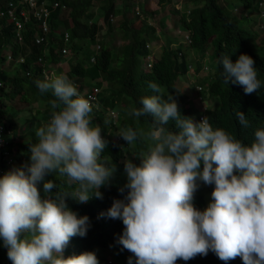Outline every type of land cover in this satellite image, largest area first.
<instances>
[{
	"label": "clouds",
	"instance_id": "clouds-1",
	"mask_svg": "<svg viewBox=\"0 0 264 264\" xmlns=\"http://www.w3.org/2000/svg\"><path fill=\"white\" fill-rule=\"evenodd\" d=\"M58 8L65 10L66 5L58 3ZM176 8L180 9L181 4ZM260 16L264 18V10ZM49 19L50 16L45 29L36 20L29 23L40 27L31 33L35 43L45 42V52L49 44L46 39L63 31L67 40L70 32L51 29ZM69 25L72 26L70 22ZM3 41L7 40L0 43ZM8 42L7 52H2L0 59L7 58L8 52L11 54ZM146 45L150 53L143 56L142 66L150 69L157 52L150 55L151 44ZM59 49L68 62L71 50L66 45ZM20 57L23 61L22 56L13 58L12 54L7 58L13 70L20 66ZM197 59L202 63V58ZM38 61L42 65L43 58L35 63ZM221 63L225 83L231 79L243 86L246 94L260 88L254 60L248 54L241 53L235 62L224 56ZM56 66L51 61L42 69L45 79L36 81L41 94L51 91L55 99L50 101L53 111L49 122L36 132L38 142L29 145L30 165L27 170L15 168L0 177V238L12 264H98L91 251L64 256L70 239L85 236L90 226L89 217L78 216L67 200L86 203L93 194L102 199L100 189L110 185L117 167L101 155L107 141L101 128L92 125L96 107L85 93L78 92L67 73L54 72ZM48 67L53 73L45 77ZM203 68L206 66L195 70L189 59L184 75L187 82L194 84L193 77L201 75ZM149 87L156 94L143 97L142 107L131 108L129 114L153 118L150 131L140 132L141 137L151 141V146L140 164L131 159L124 161L129 191L124 201L114 200L106 213L112 219H121L125 226L119 243L134 255L136 264H176L178 259L188 261L207 255L209 250L223 261L239 256L244 264H264V128L256 129L254 140L245 144L222 128L214 129L207 116L198 122L183 116L178 106L182 102L176 101L175 96L164 100L157 84L150 83ZM195 88L202 91L203 87L197 84ZM236 115L240 125L247 128L245 113L238 111ZM170 121H174L176 131L167 127ZM116 134L128 145L137 139V132L130 127ZM0 170L2 174L4 168ZM52 173L68 177L77 187L70 193L48 195L56 184L44 178ZM40 181L46 194L44 199L37 187ZM199 182L214 185L208 205L203 195V210L193 203Z\"/></svg>",
	"mask_w": 264,
	"mask_h": 264
},
{
	"label": "trees",
	"instance_id": "trees-1",
	"mask_svg": "<svg viewBox=\"0 0 264 264\" xmlns=\"http://www.w3.org/2000/svg\"><path fill=\"white\" fill-rule=\"evenodd\" d=\"M10 1L16 0H0V11H4L6 3ZM56 1L60 3L59 5H66V9L58 8L51 13L49 19L51 29H69L70 32L67 40L63 31H58L56 35L46 39L49 42L46 52L44 51L45 42L35 43L34 35L31 33L35 29H40L36 23L27 25L26 29L22 28L20 41L15 36L13 24L7 23L4 18L0 19V42L1 40L10 41L13 58L23 57L19 69L13 70L12 73L0 70V81L2 82L0 86V122L5 127L6 147L14 164L12 168L5 166V162L2 160V151L5 148L1 147L0 166L4 168V171L0 177L15 168L23 167L27 170V166L31 163L29 145L38 142L37 130L45 126L51 118L53 109L50 101L55 97L51 91L41 94L36 86V81L45 79L42 74L44 67L53 61L57 63L54 70L56 74L65 72L68 76L74 75L75 77L71 76L75 80L72 83L80 94H84L88 90L93 92L95 88H98L97 107L93 109L92 114L96 119V126L101 128V134L107 141V146L101 155L110 158L116 164L117 170L110 185L101 187L102 199L96 198L94 194L86 203L68 198V206L78 216L87 215L90 226L85 236L76 235L70 239L64 250V256L79 255L91 251L96 254L98 264H109L107 256L99 248L106 249L114 246L116 250L114 258L120 259L119 263L129 264L131 257L132 264H136L134 255L119 243V238L125 227L122 220L112 219L106 215L113 201H124L129 191L126 187L128 178L127 176L122 177L121 174L125 169L124 161L127 152L124 146L127 142L121 140L120 136L119 138L115 137V129L118 126L126 129L132 128L137 132L134 144L143 143L145 139L140 136V132H143V126H147L150 131L153 118L150 115H142L138 117V120H135V116L129 114L131 108L142 107L141 99L143 97L156 94L149 87L150 83H155L161 88L164 100H167L170 95L174 97L181 93L182 90L177 88L176 81L185 75L188 61L192 59L186 49L189 47L197 56H201L212 45V56L216 61V66L206 82L205 93L211 100L204 110V117L207 116L214 129L222 128L243 143L251 144L255 138V130L264 128V35L260 38L262 43L259 44L256 41L258 32L253 29L260 22L264 24V18L260 16L261 11L264 10V0L263 6L258 0H239L241 3L238 5V17L223 8L222 3L225 0L180 1L181 8L174 7L173 9V13L178 15L176 28L182 27L183 30H186L184 35L188 34L190 42L185 47H182L177 40L172 41L175 45L173 48L171 43L163 45L161 52L155 54L150 69L142 66L143 56L150 53L146 43L159 34H156L155 27L145 19L146 15L141 20V14L132 12L131 3L133 0H125V9H128L126 13L118 11L120 9L115 6V0H97L98 8L109 31L113 30L110 17L117 14L122 15V20L118 25L122 40L119 46L111 44L106 38L115 36V33L112 32L107 33L105 37L102 35L101 38H104L101 43H96L101 27L96 21L90 22L93 17L91 9H88L91 0ZM157 2L159 5L172 4L170 0H157ZM200 3L203 4L199 5ZM82 8L85 9L82 10ZM187 9L189 13H187ZM129 12H132L130 16H128ZM247 13L249 14L245 16ZM249 16L252 20L248 19ZM163 20L164 17L160 18L159 23ZM240 20H245V22ZM69 22L72 26L69 25ZM162 27L163 25L160 28ZM182 41L187 42L185 39ZM65 45L71 50V53L75 52L77 55L75 58H70L69 67L65 63V54L59 49ZM95 46L98 47L95 48ZM171 49H175V52H171ZM179 51L181 55L178 54ZM241 53L248 54L253 58L254 67L257 69V78L261 82L260 88L251 94H246L243 86L233 83L231 79L228 84L225 83L222 76L223 64H219L224 56H229L232 62H235ZM39 57L43 58L42 65L35 63ZM13 61L14 59L11 60V62ZM191 61L195 70H200L204 65L197 57ZM195 77H198L199 83L204 82L201 75ZM6 88L7 90H5ZM103 90L107 91V94H103ZM31 93L36 99L28 100ZM37 98L41 99L38 103ZM10 101L27 104L26 118L21 124L17 123L19 111L8 107ZM178 106L183 116L192 117L198 122V116L193 113V110L197 108L195 109L189 102L178 104ZM114 108L117 109L115 119L120 115L118 123H115V119L110 115V111H114ZM238 111L245 113L246 119L249 121L247 128L240 125L236 115ZM167 127L176 131L174 121H170ZM44 179L53 180L56 184V187L48 194L52 197H55L57 193H70L77 187L68 177L54 173L46 175ZM201 184L203 182H199V186ZM37 187L41 198H46L43 181L38 182ZM204 201L203 195L197 190L194 194V206L203 210L205 209ZM108 260L110 264L114 262L112 259ZM0 264H12L7 256V248L4 247L2 238H0ZM176 264H244V262L239 256L228 261L220 260L214 252L209 250L207 255H197L188 261L178 259Z\"/></svg>",
	"mask_w": 264,
	"mask_h": 264
},
{
	"label": "rangeland",
	"instance_id": "rangeland-1",
	"mask_svg": "<svg viewBox=\"0 0 264 264\" xmlns=\"http://www.w3.org/2000/svg\"><path fill=\"white\" fill-rule=\"evenodd\" d=\"M182 0H170V3L168 4H164V5H159V2H157V0H133V2L131 3L132 5V10H135L136 7H138L141 12V20L144 19V15L147 16L148 23L151 24L152 26H154L157 30L160 29V27L163 25V27L157 31L159 32V35L156 36V38L147 41L150 42L151 47L154 49V52H161L162 46L166 45L168 43H171V47H175V45H173V40H177L178 43H180V45L182 47L186 46V42L182 41L181 38L184 37V33L185 31L183 30L182 27L176 28V24H177V19H178V15L173 13V9L174 7H178L179 2ZM225 1H227L226 3H224ZM222 3V6L224 9L229 10L231 14L235 15V16H239L238 11V5L239 0H225ZM85 3V2H84ZM60 4V3H59ZM203 3H200L199 5H201ZM115 6L117 8H119L120 10H118L119 12L122 11V13H126L128 12V9H125V0H115ZM183 6V5H182ZM193 6V5H192ZM98 1L97 0H91V5L89 6V10L90 12L93 14L92 19H97L98 24H100V31L97 35V40L96 43H101V41L103 40V38L107 35V33L112 32L115 33V36H112L111 38L106 37L107 39H109L110 43L115 44L116 46L121 45V39H120V31L118 29V25L120 24L121 20H122V15L121 14H117L116 16L112 17V26H113V30L109 31L108 26L105 24L104 22V18L102 16V13L100 12L99 8H98ZM85 8H82V10H84ZM146 12H143V11ZM155 11V13H154ZM189 11V10H187ZM132 14V12L128 13V16H130ZM249 13L245 14L248 15ZM241 16V15H240ZM164 17V20L159 23L160 18ZM249 20H252V18L249 16L248 18ZM241 22H245V20H240ZM239 21V22H240ZM164 23V24H163ZM74 26V25H73ZM77 26V25H76ZM78 28L82 29L81 27L77 26ZM256 30V32H258V37H257V42L259 44L262 43L261 39L264 35V24L263 22H260L258 26H256V28H253ZM161 32V33H160ZM104 36L103 38H101V36ZM156 39V40H155ZM9 44L8 41H3L2 43H0V54L3 52L6 54L7 52V45ZM93 46V45H92ZM113 46V45H112ZM189 51V54L192 55V59L194 60L195 57H197L196 53L190 49L189 47L186 49V51ZM171 52H175V49H171ZM213 53V49H212V45L211 47H208L207 52L204 55H199L202 58V63L206 66V69L203 68L204 70H202L201 72H199V74H201L202 80L204 82L199 83L198 82V77H193V80L195 81L194 84H190L187 82L186 77L185 76H181L179 78L178 81H176V86L177 88H179L180 90H182L181 93H183L185 96L181 95V93H179L176 96V99L178 102H182V103H187L189 102L190 104H192L195 109L198 108H204V106L208 105L210 100L209 97L206 95V85L209 80L210 74L212 73V71L214 70V67L216 66V61L214 60V57L212 56ZM77 55L75 52H73L71 54L72 58H75ZM191 59V60H192ZM41 61H38V64H40ZM67 64V67L70 66V60L69 62H65ZM203 67V66H202ZM0 69H4L7 72L9 71L10 73H12L13 68L11 66V64L9 62H7V58L4 57L2 59H0ZM21 70V69H20ZM48 72L53 71L51 67L47 68ZM191 72H194L193 69H191ZM21 73V72H20ZM73 77H75L74 75H71ZM70 75L68 76L69 80L71 82L75 81L73 77H71ZM197 84H200L203 87L202 91H197L195 86ZM109 89V88H108ZM7 90V88L5 89ZM103 94H107V91L103 90ZM199 96L202 97V99H199ZM36 99L34 98V94L31 93L28 96V100H33ZM38 101H41L40 98H37ZM97 104L93 105V107H96ZM8 107L17 109L18 115H17V123L21 124L24 119L26 118V112H27V104L26 103H20V102H15V101H10L8 103ZM202 108V109H203ZM114 111H110V115L112 116L113 119L116 118L117 115V109L114 108ZM198 111L199 110H193V113L195 116H198ZM116 114V115H115ZM93 116V120H92V125L96 126V119ZM120 118V115L117 117V119L114 120L115 123H118ZM135 120H138V117L135 116ZM140 120V119H139ZM144 125H146L144 123ZM119 127V129H118ZM115 130L116 132L120 131V130H126L125 127H121L118 126ZM142 130L145 134H147L149 132V128L147 126H143ZM115 132V137H117L118 135ZM120 139L122 140V138L120 137ZM144 142L141 143L140 145H128L126 144V146H124L127 155H126V160L131 159L135 164H140L141 163V158L146 155L149 151V148L151 146V141L149 139L146 138V136L144 137ZM14 167V164L7 166V168H12ZM202 167V165H201ZM0 168H2L0 166ZM122 177H126L127 174L125 172V169H123L122 171ZM214 188V185H205L202 184L201 186H199L198 188V192L201 193L202 195H204L207 205L211 200V192ZM41 199H44L43 197ZM207 207V206H206ZM100 250H102L103 254L105 256H107L108 259H112L114 262L111 264H121L119 263L120 259L114 258L115 256V248L114 246H111L109 248H99ZM98 254L99 251L97 250ZM65 254V253H64ZM107 259V262L110 264V261Z\"/></svg>",
	"mask_w": 264,
	"mask_h": 264
},
{
	"label": "built area",
	"instance_id": "built-area-1",
	"mask_svg": "<svg viewBox=\"0 0 264 264\" xmlns=\"http://www.w3.org/2000/svg\"><path fill=\"white\" fill-rule=\"evenodd\" d=\"M261 4L263 5V0H261ZM58 7V3L52 0H16L7 2L5 5L4 11H0V18H5L8 23L13 24V30L18 40L22 39V28L26 27V24L31 23L33 20L37 22H41L43 24V28L45 29L46 22L50 16L52 10ZM135 11L138 12L139 8L136 7ZM185 40L188 42L189 36L185 34ZM152 48V47H151ZM154 49H151V54L154 55ZM7 58L11 57L10 52L7 53ZM22 61L20 57L17 60V63ZM53 71L48 72L46 70L45 77L50 76ZM200 89V88H199ZM99 92L98 88H95L92 91H85L87 98L90 99L92 105L97 104V94ZM97 107V106H96ZM202 119V117H200ZM5 128L2 123H0V148L6 147L7 140L5 139ZM2 158L6 161V165H10L12 163V159L9 156V152L5 148L2 151ZM0 172H2L0 170Z\"/></svg>",
	"mask_w": 264,
	"mask_h": 264
},
{
	"label": "crops",
	"instance_id": "crops-1",
	"mask_svg": "<svg viewBox=\"0 0 264 264\" xmlns=\"http://www.w3.org/2000/svg\"><path fill=\"white\" fill-rule=\"evenodd\" d=\"M181 95L185 96L183 93H181ZM174 96H175V100L177 101V99H176V96H177V95H174ZM185 97H186V96H185ZM199 99H202V97L199 96ZM208 105H209V104H208ZM208 105L204 106V108L202 107L203 109H202V108H200V109L197 108V110H199L198 121L201 120L200 117H202V119L204 118V110H205V108L208 107Z\"/></svg>",
	"mask_w": 264,
	"mask_h": 264
}]
</instances>
